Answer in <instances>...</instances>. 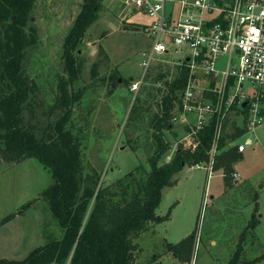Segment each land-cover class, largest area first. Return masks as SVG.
Segmentation results:
<instances>
[{
  "label": "rangeland",
  "instance_id": "374dc122",
  "mask_svg": "<svg viewBox=\"0 0 264 264\" xmlns=\"http://www.w3.org/2000/svg\"><path fill=\"white\" fill-rule=\"evenodd\" d=\"M86 2L37 0L31 13L27 34L31 27L35 32L26 37L22 68L37 88L23 108L21 125L44 141L55 136L52 128L61 115L57 106L59 86L68 80L64 39ZM124 3L125 0H98L96 20L75 51L77 78L67 87L69 95H79L68 126L80 144L85 170L98 175L103 186L115 183L141 165L149 169L147 159L155 149L150 121L165 91L163 82L174 79L176 63L185 55L170 52L159 57L147 70L137 93H133V83L143 76L141 62L152 40L144 27L150 20L134 10L130 15ZM170 9L166 7L167 12ZM224 60L220 59L218 69H222ZM158 75H163L159 82ZM248 87L244 85V92L249 91ZM259 110L262 124H256L254 131L249 122L252 116H229L226 130L236 122L244 133L226 147L245 145L234 165L232 186L225 187L221 171L209 173L208 165L185 167L174 177L178 181L163 189L156 209L159 216L171 210L170 220L150 224L134 240L138 247L136 264H184L167 252V245L178 244L190 232L195 245L187 264H228L242 233L245 238L240 262L263 257L256 264H264V98ZM134 111L137 121L129 127L128 119ZM173 125L164 131L165 140L171 144L165 161L179 145L191 147L189 138L183 140L187 129ZM51 184L49 170L35 159L0 161V260L21 261L33 249L61 237L42 194ZM253 218L257 223L250 231Z\"/></svg>",
  "mask_w": 264,
  "mask_h": 264
},
{
  "label": "trees",
  "instance_id": "16d2710c",
  "mask_svg": "<svg viewBox=\"0 0 264 264\" xmlns=\"http://www.w3.org/2000/svg\"><path fill=\"white\" fill-rule=\"evenodd\" d=\"M36 1L0 0V161L19 163L35 159L49 170L52 184L42 194L61 237L33 249L21 261L0 260V264H136L138 247L134 240L146 232L150 224L170 220L171 210L165 216L156 214L163 189L174 185L177 182L174 177L185 167L209 163L215 122L210 121L199 132L195 149L179 145L172 157L164 160L171 150L164 131L174 126L172 112L188 76V69L178 66L174 79L163 82L165 91L150 121L155 149L147 159L149 169L146 171L141 165L109 186L100 184L98 175L85 170L80 144L68 126L79 95L71 96L67 89L77 78L74 55L86 30L96 20L98 0H87L64 39L63 57L68 80L60 82L57 106L61 115L53 125L55 136L49 142L37 138L21 125L23 108L37 88L22 68L26 37L35 32L31 27L30 35L27 34ZM162 79L163 75H158L156 81ZM136 112L128 119L129 127L137 118ZM247 112H242L245 118ZM229 116L224 117L212 165V171L222 172L227 188L232 186L234 165L241 153L236 145L226 146L244 133L236 122L230 123V129L226 130ZM256 223L253 218L248 229L252 231ZM244 238L242 233L228 264H256L263 259L240 262ZM194 245L195 238L191 233L176 245L168 244L167 252L187 264Z\"/></svg>",
  "mask_w": 264,
  "mask_h": 264
},
{
  "label": "built area",
  "instance_id": "2783aa9c",
  "mask_svg": "<svg viewBox=\"0 0 264 264\" xmlns=\"http://www.w3.org/2000/svg\"><path fill=\"white\" fill-rule=\"evenodd\" d=\"M124 4L129 12L142 13L150 20L145 31L152 40L141 62L143 76L131 91L137 93L159 57L185 53L176 64L188 69L186 86L171 122L187 129L183 140L189 138L191 147L186 149L191 150L197 146L199 132L210 121L215 122L207 164L210 173L224 117L247 110L252 131L262 124L264 0H125ZM221 58L225 60L218 69ZM244 151L245 145H238V152Z\"/></svg>",
  "mask_w": 264,
  "mask_h": 264
},
{
  "label": "crops",
  "instance_id": "0c3cea01",
  "mask_svg": "<svg viewBox=\"0 0 264 264\" xmlns=\"http://www.w3.org/2000/svg\"><path fill=\"white\" fill-rule=\"evenodd\" d=\"M129 13H130V15H133V13H131V12H129ZM144 27H145V26H144ZM263 98H264V97H263ZM263 98H262V99H263ZM239 145H240V144H239ZM242 154H243V153H241V155H242ZM198 167H200V166H198ZM202 167H204V166H202ZM191 168H192V167H191ZM221 173H222V172H221ZM176 181H178V180L176 179ZM224 190H225V188H224ZM222 192H223V190H222ZM224 193H225V191H224ZM255 202H256L257 205H258V201L255 200ZM258 206H259V205H258ZM254 209H255V208H254ZM250 212H251V211H250ZM254 212H255V210H254ZM190 233H191V232H190ZM190 233H189V234H190ZM189 234H188V235H189ZM182 239H183V238H182Z\"/></svg>",
  "mask_w": 264,
  "mask_h": 264
},
{
  "label": "water",
  "instance_id": "95a60500",
  "mask_svg": "<svg viewBox=\"0 0 264 264\" xmlns=\"http://www.w3.org/2000/svg\"><path fill=\"white\" fill-rule=\"evenodd\" d=\"M245 106V105H244Z\"/></svg>",
  "mask_w": 264,
  "mask_h": 264
}]
</instances>
